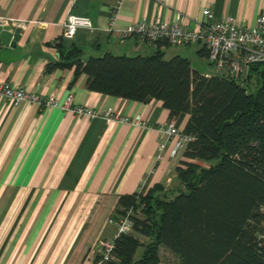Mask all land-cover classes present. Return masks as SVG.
Segmentation results:
<instances>
[{
    "label": "crops",
    "instance_id": "1",
    "mask_svg": "<svg viewBox=\"0 0 264 264\" xmlns=\"http://www.w3.org/2000/svg\"><path fill=\"white\" fill-rule=\"evenodd\" d=\"M0 0V82L29 92L54 96L59 106L44 110L24 102L13 105L0 97V264H99L101 242L113 240L121 196L158 188H181L177 172L185 151L172 156L175 140L158 158L159 124L175 122L159 100L137 102L92 92L87 76L72 86L74 71L49 65L59 49L77 47L84 57L107 53L128 57L162 52L190 60L206 75L213 69L201 46L160 47L123 32L141 21H175L178 13L190 29H198L203 11L215 19L233 18L253 27L264 13V0ZM69 14L86 16L95 30L79 29L64 37ZM6 25L3 26L2 22ZM23 23L24 27L17 24ZM21 29L16 45L5 46L2 34ZM167 59V60H169ZM72 96L74 106L98 113L141 117L149 126L108 122L103 116H76L63 109ZM183 128V125H181Z\"/></svg>",
    "mask_w": 264,
    "mask_h": 264
},
{
    "label": "trees",
    "instance_id": "2",
    "mask_svg": "<svg viewBox=\"0 0 264 264\" xmlns=\"http://www.w3.org/2000/svg\"><path fill=\"white\" fill-rule=\"evenodd\" d=\"M58 53L48 69H73L72 86L86 75L92 92L159 100L193 137L177 168L180 189L120 197L117 216L133 210V233L115 240V260L108 264H159L162 248L182 264H264V63L252 67L251 84L243 88L160 51L87 59L77 47Z\"/></svg>",
    "mask_w": 264,
    "mask_h": 264
},
{
    "label": "built area",
    "instance_id": "3",
    "mask_svg": "<svg viewBox=\"0 0 264 264\" xmlns=\"http://www.w3.org/2000/svg\"><path fill=\"white\" fill-rule=\"evenodd\" d=\"M78 0H72L75 4ZM123 0L118 3L113 11L116 16L121 8ZM204 20L198 29H190L184 23V16L178 13L175 21L167 22H147L141 21L130 26L123 32V37L137 36L140 40L149 44L159 45L160 47H193L201 46L207 51V60L213 69L207 73V77H223L237 82L243 88H249L251 84L252 67L264 63V13L261 14L253 27H245L235 22L233 18L225 20L215 19L210 9L203 11ZM3 26L6 22H2ZM18 27H24L25 24L18 23ZM95 30V27L86 16L69 14L64 22V37L72 39L76 36L79 29ZM167 44V45H166ZM253 81V80H252ZM249 92V91H248ZM0 97L8 100L13 105H19L24 102H30L38 105L44 110L53 109L59 106L58 99L54 96L46 97L41 93L29 92L22 87H13L7 83L0 82ZM63 109L73 112L76 116H88L96 118L103 116L108 122H123L127 125L148 128L141 117L134 119L118 116L113 110L109 109L104 113H98L92 108L84 106H74L73 97L69 96ZM159 136L158 158L175 140L172 150V156L177 157L186 151L188 145L193 140L192 136L186 135L181 126L175 122L159 124L154 127ZM146 192L142 185L139 193ZM264 214V205L260 207ZM133 210L127 211L123 216L110 218V224L116 226V235L113 240L101 242L102 259L99 264H108L115 260L114 248L115 240L122 234L133 232L132 216Z\"/></svg>",
    "mask_w": 264,
    "mask_h": 264
},
{
    "label": "rangeland",
    "instance_id": "4",
    "mask_svg": "<svg viewBox=\"0 0 264 264\" xmlns=\"http://www.w3.org/2000/svg\"><path fill=\"white\" fill-rule=\"evenodd\" d=\"M167 59H169V58H167ZM135 235L138 236L143 242L148 241L146 238L141 237L136 233H135ZM142 252H143V249H140L137 257H139ZM159 264H182V262H181V259L179 256L175 255L173 252H171L165 248H162L160 250V263Z\"/></svg>",
    "mask_w": 264,
    "mask_h": 264
},
{
    "label": "water",
    "instance_id": "5",
    "mask_svg": "<svg viewBox=\"0 0 264 264\" xmlns=\"http://www.w3.org/2000/svg\"><path fill=\"white\" fill-rule=\"evenodd\" d=\"M3 36V44L5 46H15L16 43L19 42V40L21 39V29H17L14 33H10V32H4L2 34Z\"/></svg>",
    "mask_w": 264,
    "mask_h": 264
}]
</instances>
